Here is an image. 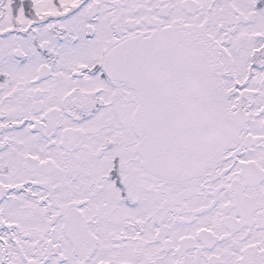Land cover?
<instances>
[{"label":"snow or ice","instance_id":"6c2138e0","mask_svg":"<svg viewBox=\"0 0 264 264\" xmlns=\"http://www.w3.org/2000/svg\"><path fill=\"white\" fill-rule=\"evenodd\" d=\"M0 264H264V0H0Z\"/></svg>","mask_w":264,"mask_h":264}]
</instances>
